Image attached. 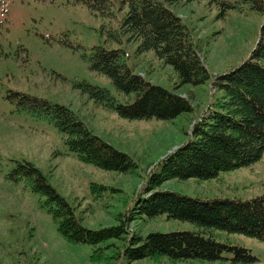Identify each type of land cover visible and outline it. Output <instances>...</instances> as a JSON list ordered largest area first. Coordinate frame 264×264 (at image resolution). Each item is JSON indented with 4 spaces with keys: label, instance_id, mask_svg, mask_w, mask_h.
Here are the masks:
<instances>
[{
    "label": "rangeland",
    "instance_id": "obj_1",
    "mask_svg": "<svg viewBox=\"0 0 264 264\" xmlns=\"http://www.w3.org/2000/svg\"><path fill=\"white\" fill-rule=\"evenodd\" d=\"M109 1L112 16L94 14L77 0H0V264H233L232 253L214 262L174 260L165 255L130 261L125 253L135 236L173 232L201 233L247 249L257 259L252 264H264L260 239L203 228L167 214L154 218L135 214L138 202L148 197L151 177L162 173L163 160L194 139L193 125L210 106L218 109L215 104L223 94L211 81L181 86L174 67L154 51L138 52L141 43L129 40L121 27L127 6ZM226 1L234 8L225 14L211 0L164 2L189 28L192 42L214 76L250 59L264 25V12L252 3ZM95 47L121 50L135 74L181 95L193 112L172 121L120 117L76 87L86 83L106 89L121 104L136 99V94L120 92L110 78L92 70ZM260 63L264 67V59ZM13 92L69 107L93 134L127 154L135 167L118 173L82 162L49 119L18 110L17 99L10 97ZM17 162L40 170L84 227L101 230L125 221L128 233L97 246L67 242L43 205L45 198L24 181L11 179ZM158 191L202 200H253L264 196V156L251 166L222 172L210 180H170ZM132 215L135 219L129 220Z\"/></svg>",
    "mask_w": 264,
    "mask_h": 264
},
{
    "label": "trees",
    "instance_id": "obj_2",
    "mask_svg": "<svg viewBox=\"0 0 264 264\" xmlns=\"http://www.w3.org/2000/svg\"><path fill=\"white\" fill-rule=\"evenodd\" d=\"M94 14L112 16L109 0H77ZM165 1L173 5L179 0H119L128 12L122 28L129 40L139 41L138 52L154 51L167 65L174 67L180 85L199 86L212 82L223 96L209 107L191 129L189 140L163 160L162 173L151 177L147 198L138 202L137 215L169 218L190 222L203 228L223 230L264 241V196L249 200H202L158 188L170 180H210L222 172L251 166L264 156V25L260 40L250 59L223 75H212L203 63L199 48L192 42L189 28ZM264 12L263 0H247ZM223 14L234 6L226 0H211ZM125 53L95 47L92 70L111 79L122 93L136 94L131 104L118 103L109 91L86 83L76 84L95 100L107 104L120 117L130 120L156 118L172 121L193 112L191 103L177 93L155 86L135 74L126 64ZM17 107L33 116L50 120L65 136L72 153L87 164L106 171L127 173L135 167L131 158L93 134L69 107L43 98L13 92ZM11 179L44 197V207L58 222V230L72 244L97 246L110 239H122L128 233L125 221L118 227L90 230L77 219L73 208L50 185L45 176L28 162H17ZM100 188V187H99ZM104 188V187H101ZM132 215L129 220H134ZM131 246V247H130ZM126 249L130 261L168 256L174 260L197 259L218 261L224 253H232L233 264H252L257 259L244 248L220 243L201 233H151L146 238L135 236Z\"/></svg>",
    "mask_w": 264,
    "mask_h": 264
}]
</instances>
